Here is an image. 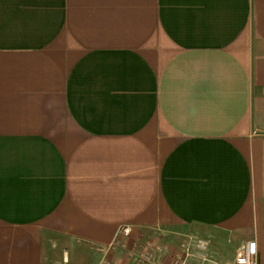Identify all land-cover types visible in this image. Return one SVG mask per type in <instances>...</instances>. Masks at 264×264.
Masks as SVG:
<instances>
[{
    "label": "crops",
    "instance_id": "crops-1",
    "mask_svg": "<svg viewBox=\"0 0 264 264\" xmlns=\"http://www.w3.org/2000/svg\"><path fill=\"white\" fill-rule=\"evenodd\" d=\"M249 241L264 264V0H0V264Z\"/></svg>",
    "mask_w": 264,
    "mask_h": 264
},
{
    "label": "built area",
    "instance_id": "built-area-1",
    "mask_svg": "<svg viewBox=\"0 0 264 264\" xmlns=\"http://www.w3.org/2000/svg\"><path fill=\"white\" fill-rule=\"evenodd\" d=\"M119 234L123 237H128L131 234V230L129 227H121L119 230ZM198 247L204 248V243H198ZM139 251L137 256V261L140 264H161L155 258L156 253L161 252V247L155 246L151 243H146L143 247H138ZM190 255L188 253H183L180 255H176L173 259V264H187V259ZM235 264H257V252H256V244L254 241L247 242L238 254L236 258Z\"/></svg>",
    "mask_w": 264,
    "mask_h": 264
}]
</instances>
